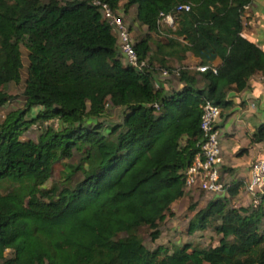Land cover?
I'll return each mask as SVG.
<instances>
[{
  "label": "trees",
  "instance_id": "1",
  "mask_svg": "<svg viewBox=\"0 0 264 264\" xmlns=\"http://www.w3.org/2000/svg\"><path fill=\"white\" fill-rule=\"evenodd\" d=\"M93 1L0 0V107L11 99L6 86L21 81L22 44L30 61L25 108L0 125V264H264V203L238 208L220 197L201 208L189 231L217 222L213 247L151 251L135 233L146 225L159 238V224L186 195L205 100L223 108L231 90L264 71V49L244 34L246 7L257 0H101L118 11L137 6L147 27L135 42L141 70L123 63ZM186 4L189 11L177 10ZM168 15L173 26L162 24ZM188 53L201 65L221 63L193 71L183 64ZM165 70L182 89L166 91ZM108 108L121 109L122 120L106 127ZM54 119L59 126L37 140L21 139L27 126ZM262 140L264 127L254 135ZM75 153L79 163L47 188L54 164ZM2 181L13 185L5 194Z\"/></svg>",
  "mask_w": 264,
  "mask_h": 264
},
{
  "label": "crops",
  "instance_id": "2",
  "mask_svg": "<svg viewBox=\"0 0 264 264\" xmlns=\"http://www.w3.org/2000/svg\"><path fill=\"white\" fill-rule=\"evenodd\" d=\"M133 7L135 5L128 11H121L126 16L132 15ZM134 10L137 13V6ZM247 16H249L250 24L249 27H244V34L264 49V0H257L247 11ZM132 18L134 26L138 28L137 31L130 27L132 34L136 33V41L137 37L147 32V27L140 23L136 15ZM162 24L173 26L174 16H167ZM200 63V58L192 53H188L186 59L183 60V64L193 71L201 66ZM220 63L221 60L217 59L212 65L217 66ZM174 65L179 66L180 62L175 61ZM173 82L172 87L169 80L164 83L167 92L172 91L168 89L180 90L184 86L179 82ZM176 84L177 87H175ZM218 127L222 147L221 178L229 186L238 185V190L234 195H230L228 191L225 193L205 192L209 198L208 203L220 197H227L234 207H250L251 196L247 192L246 184L250 179L251 166L256 160L264 158V140L254 141V135L264 127V71L255 73L244 90L234 89L229 92ZM187 191L189 190L186 189V193Z\"/></svg>",
  "mask_w": 264,
  "mask_h": 264
},
{
  "label": "rangeland",
  "instance_id": "3",
  "mask_svg": "<svg viewBox=\"0 0 264 264\" xmlns=\"http://www.w3.org/2000/svg\"><path fill=\"white\" fill-rule=\"evenodd\" d=\"M127 0H123L122 6L125 5ZM136 5L133 7L132 15L126 16L121 10L119 11L125 22L129 27H132L134 30H137L133 23L134 15H136ZM250 16V15H249ZM249 19L244 20L245 27H249ZM132 30V29H131ZM138 31V30H137ZM140 34V33H139ZM134 38L136 33H133ZM137 38H140L137 37ZM22 59H23V68L21 70V81L19 83H11L6 86L5 90L11 96V99L6 102L3 106L0 107V125L4 122L6 116L13 111L23 110L25 108L26 99L23 96L24 90L26 88V81L28 79V69L30 65L29 61V50L24 44L21 45ZM123 63L126 64L125 59H122ZM177 66V65H176ZM159 78L161 75H159ZM170 80L171 87L175 81L178 82L175 77L165 76L163 81ZM175 86V85H174ZM177 87V84L176 86ZM175 89V88H174ZM168 89V90H174ZM41 107H34L29 111L25 116L26 121H31L33 116H36ZM122 120V110L121 109H112L108 108L105 115L101 118V121L105 123V126L118 123ZM59 126L57 120L50 121H37L34 124L27 126L28 128L22 134L21 139L26 141L30 138L37 140L39 135L42 133V130L47 126ZM82 155L75 153L74 157L71 159H66L59 161L54 164L53 171L51 174L50 180L47 182L46 187L51 188L53 185L58 184L63 174L66 171V166L76 165L81 160ZM79 178V177H78ZM13 185L8 181H2L1 183V192L7 193L12 189ZM209 198L206 196L205 191L200 189L189 190L186 195L175 202L172 205L171 211L167 213L166 219L159 224V230L161 231L160 237L156 240L153 239L152 234L154 230L149 226H142L138 228L135 233L142 239L143 244L150 249L155 251L158 248L162 247L163 250L172 253L176 247H183L187 244L192 245L193 248H208L219 245L221 235H219L215 226L217 222L212 221L207 225L205 229H198L194 232L189 231V226L192 217L201 209L206 207L208 204ZM129 235L128 233H122L118 238H123Z\"/></svg>",
  "mask_w": 264,
  "mask_h": 264
},
{
  "label": "built area",
  "instance_id": "4",
  "mask_svg": "<svg viewBox=\"0 0 264 264\" xmlns=\"http://www.w3.org/2000/svg\"><path fill=\"white\" fill-rule=\"evenodd\" d=\"M92 4L100 10L103 18L110 25L126 63L139 70L143 69L146 66V61L139 60L135 49V38L123 15L101 0H94ZM190 9L191 5L186 4L179 6L177 10L181 12ZM248 10L249 7H246L245 14ZM209 68L216 72V66L213 65H201L196 70L204 72ZM176 74L178 75V72ZM169 75L166 70L161 73L163 78ZM156 107L158 110L160 109L158 106ZM202 110L201 129L204 137L200 143V151L195 155L192 165L185 172V188L188 190L200 189L205 192L225 193L230 186L223 182L221 178L222 147L218 127L223 108L214 101L206 99ZM246 188L251 196L250 207L253 209L259 208L264 203V158L258 159L252 164L251 175Z\"/></svg>",
  "mask_w": 264,
  "mask_h": 264
}]
</instances>
